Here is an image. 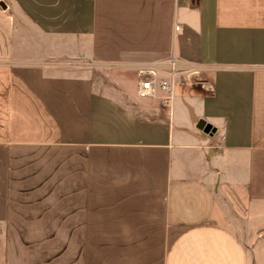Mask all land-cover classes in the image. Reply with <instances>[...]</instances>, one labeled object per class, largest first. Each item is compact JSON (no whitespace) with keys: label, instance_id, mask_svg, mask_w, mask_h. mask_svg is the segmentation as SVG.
<instances>
[{"label":"crops","instance_id":"obj_1","mask_svg":"<svg viewBox=\"0 0 264 264\" xmlns=\"http://www.w3.org/2000/svg\"><path fill=\"white\" fill-rule=\"evenodd\" d=\"M0 264H264V0H0Z\"/></svg>","mask_w":264,"mask_h":264},{"label":"built area","instance_id":"obj_2","mask_svg":"<svg viewBox=\"0 0 264 264\" xmlns=\"http://www.w3.org/2000/svg\"><path fill=\"white\" fill-rule=\"evenodd\" d=\"M176 27V30H179ZM201 68L197 65H189L179 60L172 59L168 62L166 77L160 78L159 71L153 66L143 67L139 70L140 82L137 89V95L140 98H154L158 91L166 94L165 105L172 106L175 99V89L177 80L181 76L199 77Z\"/></svg>","mask_w":264,"mask_h":264},{"label":"rangeland","instance_id":"obj_3","mask_svg":"<svg viewBox=\"0 0 264 264\" xmlns=\"http://www.w3.org/2000/svg\"><path fill=\"white\" fill-rule=\"evenodd\" d=\"M94 80L96 82L97 90L100 92H103L105 90H111L116 93L117 96H121V99H123L124 104L128 107L134 106L136 108L140 109L144 108L146 112V115L150 114V111L152 110V103H150L149 100H140L136 97L135 94H129L127 91L126 93H121L119 87L116 85V82L114 80V73L113 71L109 69H97L94 71ZM106 92V91H105ZM136 110V109H135ZM258 238L256 237V240Z\"/></svg>","mask_w":264,"mask_h":264},{"label":"water","instance_id":"obj_4","mask_svg":"<svg viewBox=\"0 0 264 264\" xmlns=\"http://www.w3.org/2000/svg\"><path fill=\"white\" fill-rule=\"evenodd\" d=\"M3 7H5V5H3ZM198 128L201 129L202 131H204L207 134L211 133V131H212L211 125L206 124L204 121H200L198 123Z\"/></svg>","mask_w":264,"mask_h":264}]
</instances>
